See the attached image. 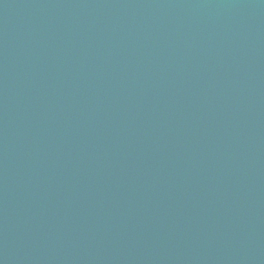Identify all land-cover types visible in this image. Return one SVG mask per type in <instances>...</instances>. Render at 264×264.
I'll list each match as a JSON object with an SVG mask.
<instances>
[{
  "label": "water",
  "instance_id": "95a60500",
  "mask_svg": "<svg viewBox=\"0 0 264 264\" xmlns=\"http://www.w3.org/2000/svg\"><path fill=\"white\" fill-rule=\"evenodd\" d=\"M0 264H264V0H0Z\"/></svg>",
  "mask_w": 264,
  "mask_h": 264
}]
</instances>
